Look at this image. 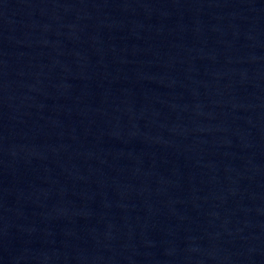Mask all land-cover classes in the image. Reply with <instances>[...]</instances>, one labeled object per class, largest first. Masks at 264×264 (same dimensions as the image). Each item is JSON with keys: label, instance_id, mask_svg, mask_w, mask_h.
<instances>
[{"label": "water", "instance_id": "95a60500", "mask_svg": "<svg viewBox=\"0 0 264 264\" xmlns=\"http://www.w3.org/2000/svg\"><path fill=\"white\" fill-rule=\"evenodd\" d=\"M0 264H264V0H0Z\"/></svg>", "mask_w": 264, "mask_h": 264}]
</instances>
